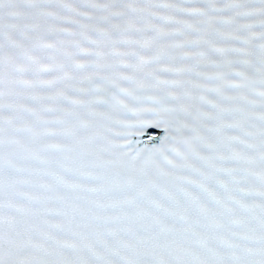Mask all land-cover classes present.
Segmentation results:
<instances>
[{
    "label": "snow or ice",
    "instance_id": "obj_1",
    "mask_svg": "<svg viewBox=\"0 0 264 264\" xmlns=\"http://www.w3.org/2000/svg\"><path fill=\"white\" fill-rule=\"evenodd\" d=\"M0 264H264V0H0Z\"/></svg>",
    "mask_w": 264,
    "mask_h": 264
}]
</instances>
